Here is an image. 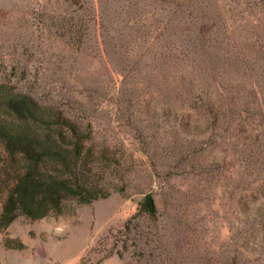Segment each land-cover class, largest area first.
Returning a JSON list of instances; mask_svg holds the SVG:
<instances>
[{
    "label": "rangeland",
    "instance_id": "1",
    "mask_svg": "<svg viewBox=\"0 0 264 264\" xmlns=\"http://www.w3.org/2000/svg\"><path fill=\"white\" fill-rule=\"evenodd\" d=\"M246 1L227 0L238 9ZM193 2L0 0V78L92 121L127 176L124 193L0 226V264H226L237 250L240 264L264 263L263 241L242 250L237 225L244 178L249 200L264 199V120H251L243 156L230 132L224 145L217 129L188 133L184 99L171 97L189 76L214 75L218 63L205 65L223 56L222 22ZM250 9L260 32L264 0ZM170 44L185 60L166 72L156 52ZM191 149L202 165L177 157ZM0 151L1 215L15 173L2 144ZM148 191L155 216L140 210Z\"/></svg>",
    "mask_w": 264,
    "mask_h": 264
},
{
    "label": "trees",
    "instance_id": "2",
    "mask_svg": "<svg viewBox=\"0 0 264 264\" xmlns=\"http://www.w3.org/2000/svg\"><path fill=\"white\" fill-rule=\"evenodd\" d=\"M174 1L169 3L179 6ZM177 1L186 3V0ZM193 3L200 5L209 19L222 22L217 35L223 44V56L205 65L215 67L218 63L214 75L208 73L206 79L189 76V86L181 89L180 96L173 88L171 97L175 101L184 99L188 133L205 134L217 129L222 145L226 141L223 134L230 132L232 144L245 156L251 120L257 117L264 120V68L254 73L256 64L263 58L264 28L253 31V16L258 14L248 10L252 0L246 1L245 9L231 6L227 0H194ZM158 52L157 59L168 64L163 68L167 67L166 72L184 63L185 57L177 49H171V44ZM182 83L183 79L176 82ZM258 83L261 84L256 88ZM95 136L92 121L71 114L55 101L41 100L28 90L16 88L5 77L0 78V144L15 173L0 215V226L7 227L19 215L38 219L60 213L72 200L90 203L113 191L126 192L124 162L106 141ZM192 153L196 151L191 149L177 157L182 160L187 157L186 167L202 165ZM246 181L244 178L237 205V213L243 218L237 224L241 227L238 241L242 250L257 239L264 243V199L249 200ZM257 190L261 195L263 189ZM140 210L150 216L157 215L158 206L151 191L140 201ZM242 252L235 251L226 264H240Z\"/></svg>",
    "mask_w": 264,
    "mask_h": 264
}]
</instances>
